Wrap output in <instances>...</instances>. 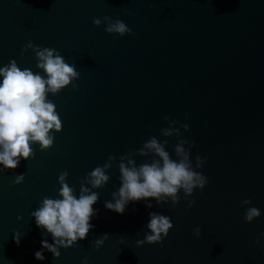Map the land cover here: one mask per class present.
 <instances>
[{
	"label": "water",
	"instance_id": "water-1",
	"mask_svg": "<svg viewBox=\"0 0 264 264\" xmlns=\"http://www.w3.org/2000/svg\"><path fill=\"white\" fill-rule=\"evenodd\" d=\"M104 16L122 20L135 35L113 36L104 23L93 25ZM29 41L56 49L80 78L76 91L70 85L47 96L62 123L60 133H50L53 147L32 145L34 158L14 170L0 165V264H82L85 258L87 264H264V0H0V68L15 60L21 70L40 71L31 50L21 58ZM165 116L195 142L193 166L197 156L206 161L197 169L206 187L194 190L192 208L181 191L175 208L149 198L151 209L138 201L122 215L109 211L105 201L121 186L120 156L155 136L168 139L166 151L176 159L177 139L160 134L168 127ZM110 155L117 157L110 180L93 189L100 197L94 229L54 259L41 248L42 239L52 244L53 238L31 212L44 197L60 198L63 171L79 198L80 181ZM152 158L134 157L137 166ZM19 174L24 182L15 185ZM245 199L251 204L242 206ZM248 207L261 212L251 224L244 221ZM150 212L169 216L173 228L161 244L137 247ZM37 251L44 260L35 258Z\"/></svg>",
	"mask_w": 264,
	"mask_h": 264
},
{
	"label": "clouds",
	"instance_id": "clouds-1",
	"mask_svg": "<svg viewBox=\"0 0 264 264\" xmlns=\"http://www.w3.org/2000/svg\"><path fill=\"white\" fill-rule=\"evenodd\" d=\"M93 25L99 27L106 25L105 31L113 36H134L135 33L122 20H113L109 16L93 18ZM31 50L37 61L36 67L46 74L47 79L41 76L40 71L33 73L29 68L21 70L15 60L0 68V165L4 171L14 170L21 160L28 161L34 158L32 145L39 144L41 151H47L53 147L54 135L60 133L62 123L56 111V105L47 99L49 93L53 96L63 89L72 86L76 91L75 81L80 78L75 65H69L64 57L54 48H41L29 41L21 50V58ZM168 121V127L160 131L165 138L175 137L177 143L173 146L176 159H172L168 151V139L158 140L150 137L142 147L135 152H129L119 157L118 168L120 172V188L112 193V200L105 201V208L117 214H124L129 202L145 201L148 209L153 207L148 202L149 198L156 201L157 206L166 205L171 201L173 208L180 203L181 191L187 201L188 208H192L195 200L192 197L194 190L203 191L208 183L206 176L197 169H202L205 160L196 157L195 167L190 158L191 149L195 142L185 140L176 125L178 121ZM181 127L185 132L189 131V125ZM187 145V147H186ZM135 156H152L150 162L137 166ZM117 162V157L110 155L103 166L95 167L85 178L80 181L79 198L74 195L75 188L66 182L68 172L63 171L58 176L60 185L58 196L52 199L44 197L39 207L31 212L36 225L45 229L53 238L49 244L47 239H42L41 248L52 253L54 259L61 255L60 249H69L77 245V241H83L94 225L90 223L98 210L93 205L99 200V194L93 189H101L108 184L110 177L107 174ZM24 174L16 175L13 183L20 185L24 182ZM88 185L90 187H86ZM251 204L250 199L242 201V206ZM261 212L256 207H248L245 215V223L251 224L259 218ZM149 222L144 239L137 241V247L145 244H161L167 238L173 223L169 216L157 212L149 213ZM18 220L22 217H17ZM194 236L199 238L201 229H194ZM264 237V233L261 234ZM108 234L95 241L98 250L103 247ZM15 243L19 246L20 235L14 234ZM259 243V239L257 240ZM37 260H44L43 251L35 252ZM87 264V260L82 262Z\"/></svg>",
	"mask_w": 264,
	"mask_h": 264
}]
</instances>
